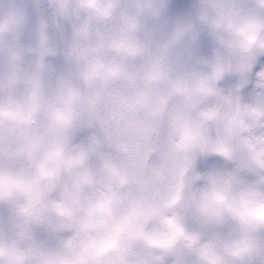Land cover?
<instances>
[{
	"label": "clouds",
	"instance_id": "clouds-1",
	"mask_svg": "<svg viewBox=\"0 0 264 264\" xmlns=\"http://www.w3.org/2000/svg\"><path fill=\"white\" fill-rule=\"evenodd\" d=\"M0 264H264V0H0Z\"/></svg>",
	"mask_w": 264,
	"mask_h": 264
}]
</instances>
